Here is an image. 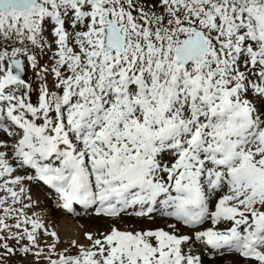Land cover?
Wrapping results in <instances>:
<instances>
[{
  "label": "snow or ice",
  "instance_id": "obj_1",
  "mask_svg": "<svg viewBox=\"0 0 264 264\" xmlns=\"http://www.w3.org/2000/svg\"><path fill=\"white\" fill-rule=\"evenodd\" d=\"M0 264H264V0H0Z\"/></svg>",
  "mask_w": 264,
  "mask_h": 264
},
{
  "label": "bare ground",
  "instance_id": "obj_2",
  "mask_svg": "<svg viewBox=\"0 0 264 264\" xmlns=\"http://www.w3.org/2000/svg\"><path fill=\"white\" fill-rule=\"evenodd\" d=\"M65 227L71 231L74 229V227L77 225V222L71 219H68L64 222Z\"/></svg>",
  "mask_w": 264,
  "mask_h": 264
},
{
  "label": "rangeland",
  "instance_id": "obj_3",
  "mask_svg": "<svg viewBox=\"0 0 264 264\" xmlns=\"http://www.w3.org/2000/svg\"><path fill=\"white\" fill-rule=\"evenodd\" d=\"M66 220L63 221V223L65 222ZM85 223H89L90 221H88L87 219H85L84 221ZM67 229V228H66ZM68 230V229H67Z\"/></svg>",
  "mask_w": 264,
  "mask_h": 264
}]
</instances>
